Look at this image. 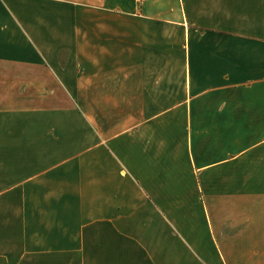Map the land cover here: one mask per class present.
Segmentation results:
<instances>
[{
  "label": "crops",
  "instance_id": "1",
  "mask_svg": "<svg viewBox=\"0 0 264 264\" xmlns=\"http://www.w3.org/2000/svg\"><path fill=\"white\" fill-rule=\"evenodd\" d=\"M262 8L0 0V264H264Z\"/></svg>",
  "mask_w": 264,
  "mask_h": 264
},
{
  "label": "rangeland",
  "instance_id": "2",
  "mask_svg": "<svg viewBox=\"0 0 264 264\" xmlns=\"http://www.w3.org/2000/svg\"><path fill=\"white\" fill-rule=\"evenodd\" d=\"M261 1V5L263 6L261 10V21L264 24V0H259ZM5 69V74L7 76H13V75H21L23 77V83L21 84L22 86V91L28 90L30 86L35 87V89L38 91V101L40 102H45V92L48 86H52L53 83H48L46 81L47 78V72L43 68H35V69H30L28 67H21L20 69H14L9 66H0V70ZM34 76L35 81L32 83L29 82V77ZM8 82V81H7ZM6 82V89L12 91V81L10 83ZM41 122H45L46 120H41Z\"/></svg>",
  "mask_w": 264,
  "mask_h": 264
}]
</instances>
